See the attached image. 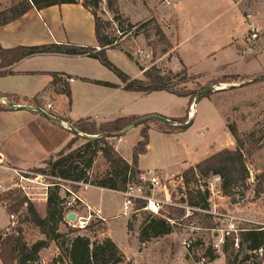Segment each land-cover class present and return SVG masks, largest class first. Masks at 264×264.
I'll return each instance as SVG.
<instances>
[{
  "label": "rangeland",
  "instance_id": "rangeland-1",
  "mask_svg": "<svg viewBox=\"0 0 264 264\" xmlns=\"http://www.w3.org/2000/svg\"><path fill=\"white\" fill-rule=\"evenodd\" d=\"M18 1L0 0V12L10 9ZM254 2L255 0H119L120 13L124 18H129L128 20L135 22L132 24L135 27L131 30V34L124 36H120L118 33L117 29L120 28L116 23H111L109 28L113 29L114 36L118 39L114 42L116 49L108 54V60L132 79H136L141 74L143 77L141 80H145L143 76V72H145L151 78L164 83L165 86L187 94L188 99L190 98L192 101L195 94L206 87L211 86L217 90L223 89L199 100L195 105V110H191V106L186 109V102L182 98L170 95L169 100L164 96H158L160 105L168 116L172 114L171 116L176 118L183 116L185 112L187 118L185 123L191 120L192 124L186 130L179 132L177 138L174 136L165 138L152 133L150 138L152 155L141 160V165L144 168H159L163 169L166 174H170L180 166L186 168L197 164L201 161L200 157L203 154L216 148L235 150V142L227 129V126L235 124L243 140L242 153L249 172L247 190L242 191L244 198H240L241 206L247 207V210L231 214L233 219H228L222 225L214 220L213 225L218 223L217 231L221 228L226 229L228 225L244 229L254 226L243 223L240 219H254L264 225V193L257 198L254 196V190L258 188V185H261V188L264 189V84L248 90H237L247 85L242 84V80L235 79V76L231 77L227 74L239 73L242 70L250 72L254 71L255 68L254 65L248 63L246 69L245 65L235 61L233 49L231 48H227L224 52H218L215 60L212 58L204 59L205 54L217 51L215 45L209 46V42H207L214 35L225 31V40L221 39L220 43H222L230 40L229 35L236 38L238 29H244V32L247 31L242 21V15ZM147 12L150 15L144 18ZM98 16L104 21H111L112 19V15L107 11L105 0L102 1ZM151 18L155 20L166 40L156 35L155 24L142 26ZM73 19L75 22L81 21L76 14ZM185 22H188L189 25L186 26ZM81 23L83 29H90V25H87L84 19ZM191 29H194L193 33ZM188 46L191 47L189 48L190 51L187 49ZM124 53L130 55L132 60H128ZM192 64H194L193 67ZM140 69L143 72H140ZM223 74H226V76H220ZM252 82H254V79ZM222 92H226V94L218 96V93ZM7 99L11 101L10 98ZM34 103L37 105L35 100ZM190 111L193 113V117L188 119ZM151 123H154L157 130L158 128L166 129L162 123ZM66 124L76 131L75 122ZM134 133L136 132L128 135L122 144H118L117 140L119 138L109 140L114 148H118L119 154L124 158L128 155L130 159V153L126 154L129 152L127 151V145L133 142ZM77 139L76 144L83 143V134H78ZM230 140L233 144L229 148ZM47 160L32 169H44ZM32 169L27 170V172L32 173ZM107 172V164L102 156L98 155L92 168L87 172L88 180L94 181L96 178H102ZM152 172L156 174V171ZM258 176L257 180L255 177ZM214 178L203 180L210 196L211 211L216 209V212L223 213V208L226 209L225 213L227 215L228 206L224 205L228 203V200L222 198L220 182H217ZM52 182L55 181L45 176L42 180L33 183L20 182L19 177L10 183L5 173L0 170L1 186L22 185L29 194V201L42 219L46 216V198L43 194H47L49 189H53L49 188L53 187ZM203 182H200L201 185H203ZM162 184H165L168 192V204L163 203L165 196L162 188L155 190L150 196L152 201L160 205L161 214L165 216L168 213H174L175 211L171 210V207L184 209L185 214L180 219L181 226H178L170 237L163 240H152L144 246L139 245L137 242L138 229L143 218L153 213L144 210L135 211L136 208L134 207L125 218L126 223L131 224V230L127 232V236H124L121 221L119 222L113 218L116 216V210L122 205V198L113 193H106L101 196L102 206L105 208L106 215L110 218L108 224L93 217L90 224L82 230L73 227L77 224L76 221L73 224H68L63 219L56 231L59 238L53 241H47L41 229L29 222L26 206L12 213L16 217L13 225L8 222L9 214L6 211L5 213L2 212L0 209V224L8 223L4 231H9L10 228L20 229L21 236L29 247L38 241H47V246L39 251L38 261L35 264H69L66 249L71 239L82 236L88 238L90 242H99L108 238V235L112 236L113 242L124 254L125 262L128 264H198L202 252L189 256L184 249V242L190 239L195 241L201 239L204 247H207L216 243L217 237L215 235L220 236L222 234L194 228L201 218L192 216L187 208L178 203L182 197L177 192V187L180 184L178 176L162 182ZM84 185L89 186L88 184ZM65 188L77 194L80 191H85L83 186H78V189L74 190L68 187V184L61 183L59 196L64 202L69 199L68 193L64 190ZM22 196L24 195L22 194ZM1 205L4 209L6 208L5 203ZM80 205L79 202H76L72 210L79 213L83 218L87 217L89 213L94 216L92 212H88ZM220 205H222V208ZM218 254V260L212 264H242L241 260L244 255V253H240L237 261L233 262V258L236 256L235 251L233 253L229 251L226 254L218 252ZM59 256L62 260L54 263V260ZM244 264H264V256L260 260H250Z\"/></svg>",
  "mask_w": 264,
  "mask_h": 264
},
{
  "label": "trees",
  "instance_id": "trees-1",
  "mask_svg": "<svg viewBox=\"0 0 264 264\" xmlns=\"http://www.w3.org/2000/svg\"><path fill=\"white\" fill-rule=\"evenodd\" d=\"M105 1L107 11L112 15L111 21H104L98 16L102 4L101 0H19L10 9L0 12L1 27L19 19L32 9L39 12L53 6L75 5L80 3L93 18L94 37L96 41V47L64 43L3 49L0 45V77L11 75L12 71L10 67L25 58L39 55L81 56L97 60L101 66L113 73L123 85L124 91L141 92L144 94L163 91L177 97L188 98L187 94L165 86L159 80L151 78L142 69L140 71L143 72L145 80H131L108 60L106 51L115 50L114 42L118 39V37L114 36L113 29H109L111 23H116L120 28L117 29L120 36L131 34L130 32L135 25H132L127 18L122 16L117 0ZM149 24L156 25L155 20L151 18L142 26L145 27ZM154 30L157 36L166 40L163 32L157 25ZM124 55L128 60H132L130 55L126 53ZM51 75L53 77L52 85L57 86L56 93L65 95L70 99L68 84L61 78H58V74L52 73ZM62 76L69 79L66 75ZM234 78L237 79V77ZM261 80H264V78ZM90 83L107 88H117V86L107 82L90 81ZM213 93L206 94L202 98L208 97ZM4 97L18 101L15 97L11 98L7 95ZM192 103L193 101L189 98L188 106L190 107ZM6 109L8 108L0 105V112ZM136 120L138 118L124 117L101 124H97L90 119L75 122L77 134H73L74 138L68 142L66 147L56 155L49 157L44 169H32V173H40L55 181L51 183L53 187H49L53 189H49L47 193L45 218L42 219L38 215L32 203L25 196H22L21 190L17 188L10 192L0 194V204H6L4 211L12 214L26 206L29 222L41 229L47 241H53L59 238L56 234L57 227L62 223L66 213L63 207L65 202L59 196L61 182L68 181L88 184L91 187L115 192H123L128 184L145 187L146 185H142L139 180L141 173L138 170V159L141 155L145 154L149 141V128L146 124L140 130V141L131 149L130 163L125 161L116 152L113 144L109 141L111 138L106 136L121 132ZM171 121L175 124H184L187 118L185 116L179 119H171ZM164 126L166 127L164 130L158 128L160 133L171 134L184 131V129L177 126ZM227 129L235 142V150L222 149L189 167L178 176L180 184L177 187V192L182 196L178 203L182 204L184 208H187L192 216L201 218L199 223L196 224V227H194L200 230L216 232L218 223L222 225L225 220L224 218H219L209 213L211 211L209 203L210 196L206 183L203 180L218 177L220 179V192L231 203H239V199L244 198L242 191L247 190L249 172L242 153L243 140L235 124L227 126ZM80 133L84 136V142L76 144L78 134ZM98 155H101L107 164L108 172L102 178L89 181L87 172L92 168ZM255 178L258 180L259 176ZM201 181L203 185H201ZM70 187L74 190L78 189V186L70 185ZM263 193L264 189L261 188V185H258V188L254 190L255 198ZM145 204L146 202L137 200L135 203L136 209L134 210L141 211ZM171 210L175 212L168 213L164 216L159 210L158 214H150L143 218L138 229L137 241L140 244H145L174 233L175 229L181 226L180 219L184 216L185 211L184 209H174V207H171ZM151 211H155V209L153 208ZM214 220L218 223L213 225ZM238 229L237 239L239 249L235 250L233 248L234 234H231L224 237V244L220 252L226 254L229 251L231 253L235 251L236 256L233 258V262L237 261L240 253H244L241 260L242 264L250 260L259 259L256 252L260 249L264 251V229L258 225ZM8 230L0 232V264H35L38 261L39 251L47 246V241H38L29 247L21 236L20 229L10 228ZM127 230H131L130 223L127 224ZM192 248L194 253H197V249L201 251L202 258H206L208 264L219 258V254L212 251L211 244L204 247L201 239L194 241ZM66 254L69 264H128L125 262L124 254L109 238H105L99 242H90L86 237L76 236L71 239L66 249ZM61 260V256H59L54 260V263Z\"/></svg>",
  "mask_w": 264,
  "mask_h": 264
},
{
  "label": "crops",
  "instance_id": "crops-1",
  "mask_svg": "<svg viewBox=\"0 0 264 264\" xmlns=\"http://www.w3.org/2000/svg\"><path fill=\"white\" fill-rule=\"evenodd\" d=\"M246 11L253 13V22L261 31L258 40L253 43H246L244 39L247 31L244 32V29H238L236 38L229 35V41L220 43L222 40H225V31H223V33L216 34L207 41L209 42V46L215 45V50L217 51L204 55V59L212 58L215 60L218 52H224L227 48H231L233 49L235 61L245 65L244 67L246 69L248 63L254 65V71L249 72L242 70L239 73L227 74L231 77H237V80H242V84L245 83L247 85L246 87L244 86L237 89L239 91L248 90L252 87L256 88L264 84V81L261 80L264 78V1L255 0L252 6ZM75 14L78 15L81 21H74L73 16ZM149 15V12H147L144 18H147ZM82 19H84L87 25H90V29H83V24L81 23ZM129 22L131 24L135 23L130 20ZM185 25L188 26L189 23L185 22ZM193 30L194 29H191L192 33ZM64 43L96 47L93 18L80 3L75 5L53 6L39 12L32 9L19 19L0 27V45L3 49ZM189 48L191 47L188 46V51H190ZM111 51L113 50L106 51L107 58ZM191 66L193 67L194 64ZM10 70L12 71L11 75L0 77V96L4 97L7 95L11 98H17L18 101L11 99V101H14L12 103L16 105L34 106V100L39 106H44L45 103H49L52 107L51 113L60 121V123L49 121L28 109H6L0 112V159L3 165V168L0 170L5 173L10 183L17 178L16 174L38 166L41 162L56 155L66 147L68 142L72 139L73 132L66 129L63 124L77 122L83 119H90L97 124H101L124 117H135L140 119L153 115H163L162 117L166 119H179L186 116L185 112L183 116L176 118L171 116L172 114L168 116L167 112L160 105L158 96H164L170 100V95L172 94L163 91L151 92L148 94L124 91L123 85L114 74L107 71L97 60L87 57L39 55L25 58L17 62L10 67ZM52 73L58 74V78H61L62 75H66L69 79H72V82L67 83L70 89V99L65 95L56 93L55 90L57 86L52 85ZM220 76H226V74ZM256 77L261 78L256 82H252ZM129 78L133 80L131 77ZM142 78L140 74L137 76L136 80H141ZM90 81L107 82L117 86V88L94 85L90 83ZM225 94L226 92L218 93V96ZM182 99L186 102L187 109L189 107V99ZM195 108L196 106L191 109L195 110ZM183 110L185 111L184 108ZM192 117L193 113L191 112L188 119ZM146 126L149 128V145L146 148L145 154L141 155L138 159V170L141 173L140 177L148 178L149 175L154 174L152 171H156L155 175H157L158 179L165 182L179 176L182 172L191 167L184 168L180 166V168L178 167L175 172L170 174H166L163 169L159 168H144L141 165V160L146 156L152 155V150L150 149V138L152 133L159 134L165 138L169 136L177 138L178 136L177 132L171 134L160 133L154 123L146 124ZM142 127L138 126L133 128L123 134L119 140L116 139L118 144H122L128 135L132 132H136L134 133L133 142L127 145V151L129 152L126 154L131 153V149L140 141V130ZM232 144L233 142L230 140L228 147L230 148ZM115 150H117L116 152L119 154L117 147ZM220 150L222 149L216 148L209 153L203 154V156L200 157L201 161ZM122 158L130 163L128 155ZM106 193H113L122 198L120 192L91 186L86 187L85 191H80L77 196L81 200V207L85 209L89 207L94 211H99L98 219L108 224V219L110 218L106 215L105 208H103L101 202L102 194ZM222 198L228 200V203L224 205L228 206V214L226 215V209H223L221 207L222 205H220V207L224 212L217 213L228 217L224 222L228 221L231 214L241 210H247V207L241 206L240 199L239 203H231L228 198L223 196ZM215 206L217 207V205ZM0 209L5 213L1 204ZM121 211L122 205L116 210V216L113 218L119 222L121 221L122 232L125 234L124 236H127L126 217L121 216ZM74 216L75 218H83L77 212H75ZM240 220L246 224L263 225L262 223L256 222L254 219ZM7 225L8 223L0 224V232L5 230ZM171 235L172 234L155 240H163ZM108 238L113 241L111 235H108ZM138 244L144 246L147 243L140 244L138 242Z\"/></svg>",
  "mask_w": 264,
  "mask_h": 264
},
{
  "label": "built area",
  "instance_id": "built-area-1",
  "mask_svg": "<svg viewBox=\"0 0 264 264\" xmlns=\"http://www.w3.org/2000/svg\"><path fill=\"white\" fill-rule=\"evenodd\" d=\"M242 20H243L244 24L247 27V34L245 36L244 41L246 43H253L256 40H258L259 35L261 34V31L253 22L254 21L253 13L250 12V11H245V13L242 15ZM61 79L65 83L72 82V79H67L65 77H61ZM0 105L6 107L8 109H13V110L28 109V110L33 111L34 113H37L36 110L39 109L40 111H42L43 113L49 115L50 117L56 118L54 116V114L51 113L52 107H51V105L49 103H45L44 106H39V105H34V106L16 105V104L12 103L11 101H9L6 97H1L0 96ZM191 107H192V105H191ZM190 115H191V111L188 113V116H190ZM63 125L70 132H74V130L69 125H67V124H63ZM1 168H3V165H2V161L0 159V169ZM16 175H17V177H19L20 182L24 181V182H27V183H33V182H36L38 180H42L45 177L44 175L34 174V173L27 172V171L22 172V173H18ZM214 179L217 182H220V179L218 177H215ZM139 180H140L142 185H146V186L143 187V186H140V185L128 184L126 186V189L123 192H120L121 196H122L121 216H123V217H127V215L133 210L137 200L146 202V204H145V206H144V208L142 210L150 211L153 214H158V211L160 210V205L157 202L152 201L151 198H150L152 193L155 190H157V189H161V188L163 189L165 200H166V201L164 200L163 203L164 202H165V204L167 203L168 192L166 191V186H165V184H162V181L160 179H158L157 175L151 174V175H149L148 178L140 177ZM61 183L68 184V187H70V185L83 186L84 188L87 187L86 185H84L82 183H72V182H68V181L67 182H61ZM15 188L20 189L22 194L26 198H28V200H30L29 199V194L26 192L25 188L22 185H20V186L19 185H15L14 186V185L10 184L7 187L0 185V194L6 193V192H10V191H12ZM145 188H146V191H145ZM64 190L69 195L68 201L63 204V207H64V209L66 211V214L64 216V220L68 224H73L76 221L77 224L73 225V227H78L79 229H82V230L85 229L88 226V224H90V221L92 220L93 217L98 218L99 211H97V210L94 211V210L90 209L89 207H86L87 211L88 212H92L94 216H92L89 213V215L87 217H85V218H75V216H74V219L72 221L68 220L67 219L68 215H70V214L74 215L75 214V212L72 209L75 207L76 202H79L81 204V200L77 196V193L73 192L72 190H70L68 188H65ZM43 195L46 198L47 194L44 193ZM151 204H153L156 207L155 211H151V210L148 209ZM209 213L212 214L213 216H216V217H219V218H224V219L228 218V217H226L224 215H221V214L217 213L216 211H210ZM15 218L16 217H15L14 214H9L8 215V221H9V223L11 225L14 224ZM229 219H233V218L230 217ZM258 226H260V227H262L264 229V225H258ZM238 231H239L238 228H235V227L230 226V225H228L226 227V229H221V230H218L216 232L212 231L213 233H221L222 234L220 236L219 235L218 236L215 235V237H217V238H216V243L211 244L212 251H214L216 253L220 252L221 248H222V246L224 244V237L229 236L231 234H234V245H233V248L235 250H238L239 249V247H238V239H237ZM194 241L195 240H191L190 239V240L184 242V244H183L184 249L186 250V252H187V254L189 256L191 254H193V255L196 254V252L195 253L193 252V248H192V245H193ZM196 251H197V253L200 252L198 249ZM256 254L258 255L259 259H262V257L264 256V251L262 249H260V250H258L256 252ZM198 264H208L207 263V259L201 257L200 260L198 261Z\"/></svg>",
  "mask_w": 264,
  "mask_h": 264
},
{
  "label": "water",
  "instance_id": "water-1",
  "mask_svg": "<svg viewBox=\"0 0 264 264\" xmlns=\"http://www.w3.org/2000/svg\"><path fill=\"white\" fill-rule=\"evenodd\" d=\"M260 78L261 77H256V79H254V82L259 80ZM218 90H223V89H218ZM218 90L213 88V87H207V88L197 92L196 95H195V98L193 100L192 106L195 107V105L198 103L199 100H201V98L204 95L212 93V92H215V91H218ZM36 112H37V114L41 115L42 117H44L45 119H47L49 121H52V122H55V123H60L59 119L52 118L49 115H47V114L43 113L42 111H40L39 109H37ZM151 122H159V123H162L164 125L177 126V127L181 128V129H184V130L189 128L191 126V124H192L191 120L188 121L187 123H184V124H175L174 122H172L169 119H166V118L158 116V115H153V116L140 118V119L134 121L131 125L126 127L121 132L116 133V134H108L106 136L108 138H111V139H117V138H120L126 132H128L129 129H133V128H136V127H138L140 125H143V124H146V123H151ZM73 134H77V132L74 131ZM67 219L72 221L74 219V215L73 214L68 215Z\"/></svg>",
  "mask_w": 264,
  "mask_h": 264
},
{
  "label": "bare ground",
  "instance_id": "bare-ground-1",
  "mask_svg": "<svg viewBox=\"0 0 264 264\" xmlns=\"http://www.w3.org/2000/svg\"><path fill=\"white\" fill-rule=\"evenodd\" d=\"M193 107H194V106H192L191 108L193 109ZM129 130H131V129H129ZM129 130H128V131H129ZM153 208L156 209V207H155L153 204H151L150 207H149L148 209L151 210V209H153Z\"/></svg>",
  "mask_w": 264,
  "mask_h": 264
}]
</instances>
